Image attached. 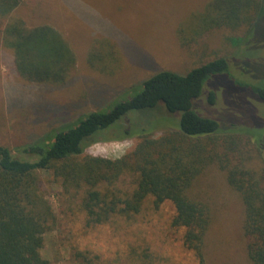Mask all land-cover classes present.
<instances>
[{
  "label": "rangeland",
  "instance_id": "374dc122",
  "mask_svg": "<svg viewBox=\"0 0 264 264\" xmlns=\"http://www.w3.org/2000/svg\"><path fill=\"white\" fill-rule=\"evenodd\" d=\"M208 2L25 0L11 16L30 28H55L70 45L77 63L65 85L24 80L16 71L13 51L3 46L7 20L0 18V145L15 150L35 143L86 114L107 111L117 102L130 99L157 72L186 75L222 57L232 63L231 74L211 78L195 100L194 110L216 120L224 131L234 125L255 129L257 136L264 129V102L242 85L255 80L264 84V14L250 39L245 38L247 28H220L189 42L194 13L202 11ZM237 38L246 41L236 45ZM211 93L216 95L215 104L209 103ZM165 112L132 113L133 121L126 120L123 128H155V138L176 131L180 114L177 120ZM121 136L120 129L102 132L99 138L115 140ZM139 142L138 138L99 142L88 147L85 154L120 159ZM240 143L253 157L250 166L258 169L264 160L258 159L257 147L262 149L263 142L251 143L245 138ZM43 179L56 214V223L45 234L41 250L49 264H198L183 245V230L172 227L175 211L170 203L157 208L153 199H148L141 213L130 220L116 218L88 227L82 196L66 194L51 175L44 174ZM193 192L213 215L205 245L207 264H253L242 231L244 208L226 173L216 166L209 168Z\"/></svg>",
  "mask_w": 264,
  "mask_h": 264
},
{
  "label": "trees",
  "instance_id": "16d2710c",
  "mask_svg": "<svg viewBox=\"0 0 264 264\" xmlns=\"http://www.w3.org/2000/svg\"><path fill=\"white\" fill-rule=\"evenodd\" d=\"M24 1L0 0V18L7 20L3 46L13 51L16 71L24 80L65 85L76 67V56L55 28H30L11 16ZM262 13L264 0H209L202 11L194 13L189 42L220 28H247L245 38L250 39ZM244 41L237 38L235 44ZM231 64L222 57L186 75L157 72L130 99L107 111L86 114L15 150L0 145V264H49L41 250L45 234L56 223V214L45 194L44 174L54 177L72 198L82 196L88 227L116 218L130 220L141 213L148 199H153L157 208L170 203L175 211L172 227L183 230V245L198 264H207L205 245L213 215L193 187L213 166L226 173L229 186L241 199L242 231L248 239L250 261L264 264V162L258 169L251 167L253 157L240 143L245 138L251 143L263 142L257 150L261 154L258 159L264 160V129L257 135L259 139L255 129L232 125L224 131L216 120L194 110L205 84L217 75L231 74ZM260 82L242 86L264 102V84ZM215 102L216 95L211 93L209 103ZM146 110L167 111L177 120L180 114L178 129L155 138V128H123L126 120L133 121L130 114ZM120 129L123 136L115 140L99 138L102 132ZM128 138L140 142L123 158L85 154L93 144Z\"/></svg>",
  "mask_w": 264,
  "mask_h": 264
},
{
  "label": "flooded vegetation",
  "instance_id": "af4514ba",
  "mask_svg": "<svg viewBox=\"0 0 264 264\" xmlns=\"http://www.w3.org/2000/svg\"><path fill=\"white\" fill-rule=\"evenodd\" d=\"M249 65V64H248Z\"/></svg>",
  "mask_w": 264,
  "mask_h": 264
}]
</instances>
